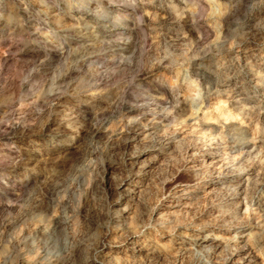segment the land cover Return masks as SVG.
Returning a JSON list of instances; mask_svg holds the SVG:
<instances>
[{
  "label": "rangeland",
  "instance_id": "374dc122",
  "mask_svg": "<svg viewBox=\"0 0 264 264\" xmlns=\"http://www.w3.org/2000/svg\"><path fill=\"white\" fill-rule=\"evenodd\" d=\"M0 264H264V0H0Z\"/></svg>",
  "mask_w": 264,
  "mask_h": 264
},
{
  "label": "bare ground",
  "instance_id": "6f19581e",
  "mask_svg": "<svg viewBox=\"0 0 264 264\" xmlns=\"http://www.w3.org/2000/svg\"><path fill=\"white\" fill-rule=\"evenodd\" d=\"M127 111H128V110H127ZM133 111H134V110H133ZM208 155H210V154H208ZM63 223H64V221L62 220V218H59V219L56 220V225H57V226H60V227H61V226L63 225ZM130 236H131V237H135V235L133 234V232L130 234ZM124 237H125V236H124ZM125 253H126V252H125ZM247 260H248V259H247ZM249 261H250V260H249Z\"/></svg>",
  "mask_w": 264,
  "mask_h": 264
}]
</instances>
